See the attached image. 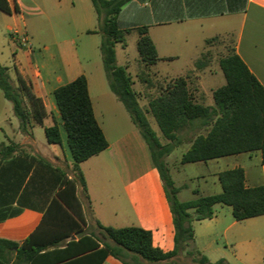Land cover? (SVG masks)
Masks as SVG:
<instances>
[{
    "label": "crops",
    "instance_id": "crops-1",
    "mask_svg": "<svg viewBox=\"0 0 264 264\" xmlns=\"http://www.w3.org/2000/svg\"><path fill=\"white\" fill-rule=\"evenodd\" d=\"M7 1L12 13L0 12L23 25V31L17 28L10 30L13 41L21 48L24 46L19 38L23 33L28 35L29 41L35 37V33L28 30L27 13L32 14L36 10L48 21L49 27L45 31L50 43L39 48L44 59L41 66L36 51H31V44L22 49L25 59L17 48L13 54L17 76L31 85L33 92L43 100L48 112L45 125L56 123L59 126L62 144H49L44 128L38 125L33 128L32 136L22 133L12 103L4 93L0 95V144L19 146L17 152L0 166V240L20 247L35 235V242L42 245L70 233L60 227V205L65 209L67 206L59 199L58 193L65 176L76 179V174L54 93L84 75L95 117L109 146L81 164L87 191L78 183L77 200L71 199V203L81 214L85 225L76 216L75 219L86 235L95 238L100 232L98 222L105 227H139L153 233L154 246L166 253L173 251L175 229L164 183L152 163L140 131L110 89L100 50L102 36L89 33L97 30L99 25L92 1L57 0L59 7L48 12L28 4L31 0ZM53 17L61 19L63 27L69 30V38L61 42L57 40L52 27ZM118 23L129 34L127 47L116 46L117 65L127 69L133 78V87L138 83L148 90L158 87L161 94L171 81L183 77L187 79L196 102L213 106V92L226 84V78L220 63L210 60L200 65L197 59L206 52L213 53L216 59L220 52L227 51V54L235 52L239 55L264 86V0H132L122 8ZM144 27L161 59L149 66L140 57L132 62L128 53L130 38L138 43V30ZM215 37H219L220 42H206ZM183 58H188V68L171 69L169 64ZM133 68L135 77L131 74ZM12 82L17 85L16 81ZM138 94L140 103L142 93ZM150 94L152 92L146 95ZM253 154L259 157L260 169L252 165ZM199 163L214 165L217 180L221 172L241 167L245 170L247 187L264 185L261 152ZM220 164L226 168H221ZM182 191L180 189L178 193L179 200L188 201L181 198ZM197 192L198 197L200 192ZM213 220L194 222V239L197 238V226ZM203 230L206 237L215 235L214 225L206 224ZM70 240L78 241L79 237L72 234L66 243ZM63 245L58 249L65 248ZM17 251L16 247L0 243V264H27L19 261ZM206 251L203 248L199 252ZM222 259L229 264L242 263L237 257ZM141 263L147 264L143 260ZM103 264L124 263L110 256Z\"/></svg>",
    "mask_w": 264,
    "mask_h": 264
},
{
    "label": "trees",
    "instance_id": "trees-1",
    "mask_svg": "<svg viewBox=\"0 0 264 264\" xmlns=\"http://www.w3.org/2000/svg\"><path fill=\"white\" fill-rule=\"evenodd\" d=\"M99 19L97 30L102 36L100 50L106 77L111 91L124 105L133 123L140 131L150 151L152 163L164 183L166 196L173 215L175 248L166 253L154 246L153 233L139 227L114 228L97 223L100 235L110 241H103L86 235L81 226L85 222L77 213L71 199L77 200L76 186L79 183L87 191L81 164L104 152L109 144L100 127L90 98L88 81L84 75L58 88L55 101L73 158L76 179L65 176L59 199L62 205L59 217L60 227L70 231L59 238L39 245L32 235L19 247L18 244L0 240L18 248L19 261L27 264H103L108 257H114L124 264H159L173 261L188 248L187 255L198 264H229L225 259L210 262L207 257L192 247L195 232L194 222L212 219L216 205L232 208L236 221L264 216V185L246 186L245 170L235 168L218 175L222 191L219 194L198 196L193 200L180 201V188L171 179L165 158L182 143L181 134L192 133V145L182 157V164L208 162L243 153L261 152L264 165V86L235 52L220 59V67L226 84L213 92L214 105L206 106L196 102L186 78L171 81L162 93L149 102L148 111L139 103V94L134 90V81L125 67L117 65L116 46L127 47L128 30L120 28L118 17L122 8L132 0H91ZM0 10L11 14L7 0H0ZM137 49L142 62L154 65L160 61L157 49L147 28H140ZM219 37L207 40L212 43ZM171 60V59H168ZM0 89L12 103L22 133L32 136L33 128H44L49 144H62L59 126H46L48 117L43 100L31 85L17 76V85L12 82L9 68L0 64ZM151 113L168 144H163L148 119ZM205 132V133H203ZM19 146L0 144V166L9 159ZM72 192V194H70ZM68 195V199H67ZM71 198H70V196ZM198 195V192H195ZM193 211V213L191 212ZM74 214V215H73ZM76 216L80 223L75 219ZM72 234L78 241L70 240ZM63 249H58L64 246ZM44 252V253H42Z\"/></svg>",
    "mask_w": 264,
    "mask_h": 264
},
{
    "label": "rangeland",
    "instance_id": "rangeland-1",
    "mask_svg": "<svg viewBox=\"0 0 264 264\" xmlns=\"http://www.w3.org/2000/svg\"><path fill=\"white\" fill-rule=\"evenodd\" d=\"M27 3L39 6L44 12H48L51 9L54 10L55 7H59L57 0H31V2L28 1ZM27 24L29 32L35 33L34 39L30 38L29 47L31 44V51H36V55L41 66L44 59L39 48H42V46L50 43V40L47 39L48 34L45 31L48 29L49 24L47 19L38 14L36 10L32 14L27 13ZM52 27L54 28L55 36L59 42L69 38L70 34L68 35L67 33L69 30L63 27V23L60 18H52ZM13 28H17L19 31L24 30L23 25L19 23V21L15 22L12 18L2 16L0 12V64L9 68L12 81L17 82V72L13 54L15 50L14 48H17L19 54L23 55L21 56L23 57L22 59H25V56L22 54V49L24 47L21 48L20 45L12 39L10 30ZM215 42H220V40ZM227 52H220L216 59L213 56V53L206 52V54L204 53L197 59V62L201 65L206 62H210V60H214L216 61L215 63L218 64L220 59L226 56ZM128 53L132 62L140 57L137 49V42L134 41V38H130ZM189 65L188 58H183L175 63L169 64L171 69H186ZM135 71V68L131 70V74L134 77L136 74ZM157 83L160 82L157 81ZM133 88L136 92L142 93L140 105L145 111H148L149 102L159 96L161 92V89L158 87H153L148 90L143 85H140V83ZM148 92H152V94L146 95ZM0 95H3L1 89ZM148 119L153 129L157 132L161 142L164 145L168 144L169 141L164 138L153 115L149 112ZM63 132L65 133V131ZM65 134L67 142V133ZM181 141L182 143L172 152V154L165 158L166 166L171 179L175 182V186H180V189L183 190L181 198L183 200H193L197 198V196L193 194V192L195 193L196 191L200 192L199 196L221 193L222 187L220 182L214 176V172L216 170L214 165L211 164L207 166L201 163L182 164V157L190 148V132L182 133ZM251 162L256 169H260L261 166L257 154H253ZM220 166L221 168H226L223 164H220ZM191 212L193 213V211ZM213 218L215 220L211 222L207 221L202 225L197 226V238L194 239L192 244V247L195 250L202 251L203 248H206V253L201 254L210 259V262H216L222 258L234 259L237 257L242 260L241 264H264V216L244 221H236L232 215L231 207L217 205L215 207V214ZM206 224L215 226V235L212 237H206V232L203 230ZM98 236L103 241H110L109 239L103 238L100 235V232L98 233ZM190 249L191 248H188L182 255L175 258L173 261L178 264H198L191 256L187 255ZM159 264H172V261L161 262Z\"/></svg>",
    "mask_w": 264,
    "mask_h": 264
},
{
    "label": "built area",
    "instance_id": "built-area-1",
    "mask_svg": "<svg viewBox=\"0 0 264 264\" xmlns=\"http://www.w3.org/2000/svg\"><path fill=\"white\" fill-rule=\"evenodd\" d=\"M19 40L22 46L29 47V38L26 33H23L21 37L19 38Z\"/></svg>",
    "mask_w": 264,
    "mask_h": 264
}]
</instances>
